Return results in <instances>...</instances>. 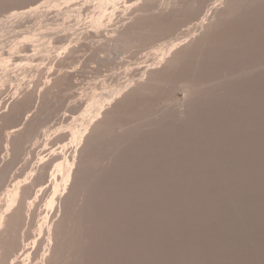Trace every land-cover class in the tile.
<instances>
[{"label": "rangeland", "instance_id": "374dc122", "mask_svg": "<svg viewBox=\"0 0 264 264\" xmlns=\"http://www.w3.org/2000/svg\"><path fill=\"white\" fill-rule=\"evenodd\" d=\"M0 227V264H264V0H0Z\"/></svg>", "mask_w": 264, "mask_h": 264}, {"label": "bare ground", "instance_id": "6f19581e", "mask_svg": "<svg viewBox=\"0 0 264 264\" xmlns=\"http://www.w3.org/2000/svg\"><path fill=\"white\" fill-rule=\"evenodd\" d=\"M215 9H216V8H215ZM215 9H214V11H215ZM2 24H3V23H2ZM193 36H194V35H193ZM188 38H189V37H187V39H188ZM187 39H186V40H187ZM192 39H193V38H192ZM189 40H190V39H189ZM174 41H176V40H174ZM192 41H193V40H192ZM184 42H185V41H184ZM164 43H165V42H164ZM183 44H184V43H183ZM167 45H169V44H167ZM173 45H174V44H173ZM181 45H182V44H181ZM170 46H171V45H169L168 48H169ZM177 46H178V45H177ZM171 47H172V46H171ZM178 47H179V46H178ZM163 49H164V48H163ZM163 49H162V50H163ZM165 49H166V48H165ZM177 49H178V48H177ZM167 52H168V51H167ZM157 63H158V62H157ZM152 67H153V66H152ZM12 132H13V131H12ZM35 188H36V187H35ZM39 188H40V187H39ZM22 194H23V193H22ZM24 194H25V193H24ZM24 194H23V195H24ZM16 197H18V196L16 195ZM16 197H15L14 201L12 200V204H14V202L16 201ZM30 197H31V196H30ZM8 199H9V198H8ZM11 199H12V198H11ZM11 199H10V200H11ZM26 203H27V202H26ZM32 203H33V202H32ZM25 205H26V204H24V206H25ZM19 206H20V205H19ZM20 207H21V206H20ZM26 207H28V206H26ZM26 207H25V208H26ZM8 208H9V207H8ZM13 208H14V207H13ZM16 208H17V207H16ZM22 208H23V207H22ZM31 208H32V207H31ZM23 209H24V208H23ZM5 210H7V208L4 209L3 211H5ZM10 210H11V209H10ZM30 210H31V209H30ZM18 211H19V210H18ZM18 211H16V212H18ZM19 212H20V214L22 213L21 211H19ZM23 212H24V211H23ZM18 214H19V213H18ZM23 216H24V215H23ZM28 217L30 218V216H28ZM18 218H19V217H18ZM20 219H22V218L20 217ZM25 220H26V219H25ZM25 220H24V221H25ZM33 222H35V220H34ZM21 223H22V222H21ZM27 223H28V221H27ZM39 224H40V223H39ZM11 226H12V225H11ZM16 226H18V225L16 224ZM21 227H22V225H21ZM38 227H39V226H38ZM0 228H1V227H0ZM22 228H23V227H22ZM40 228H41V227H40ZM30 229H31V228H30ZM6 230H8V229L6 228ZM16 230H17V229H16ZM18 230H19V229H18ZM43 230H44V229H43ZM22 231H23V230H22ZM5 232H6V231H5ZM11 232H12V231H11ZM18 232H19V231H18ZM1 233H2V232H1ZM21 233H22V232H21ZM4 234H5V233H4V231H3V235H4ZM39 234H40V233H39ZM7 235H8V233H6V236H7ZM10 235H11V234H10ZM15 235H16V237H17V234H15ZM19 235H20V234H19ZM28 235L30 236V234H28ZM0 236H1V235H0ZM12 236H13V235H12ZM29 236H28V237H29ZM8 237H9V236H8ZM8 237H7V238H8ZM14 238H15V237H14ZM32 238H33V237H32ZM42 238H43V237H42ZM2 239H3V238H2ZM9 239H10V238H9ZM3 240H5V239H3ZM12 240H13V239H12ZM22 240H23V239H22ZM22 240H21V241H22ZM0 241H1V240H0ZM5 241H7V240H5ZM5 241H4V242H5ZM13 242H14V241H13ZM13 242L11 241V243H13ZM26 242H27V241H26ZM9 243H10V242H9ZM27 243H28V242H27ZM27 243H26V244H27ZM18 244H19V242H18ZM0 245H1V244H0ZM15 245H16V244H15ZM33 245H34V244H33ZM5 246H6V245H5ZM13 246H14V244L11 245L12 248H13ZM11 247H9V248H11ZM38 247H39V246H38ZM4 248H5V247H4ZM12 248H11V249H12ZM11 249H8V253H9V250H11ZM28 249H29V248H28ZM17 250H18V249H17ZM14 251H15V247H14ZM14 251H13V252H14ZM32 251H33V250H32ZM13 252H12V253H13ZM22 252H23V251H22ZM19 253H20V252H19ZM37 253H40V252H37ZM3 254H4V253H3ZM10 254H11V253H10ZM4 255H5V254H4ZM11 255H12V254H11ZM21 255H22V254H21ZM26 255H28V254H26ZM36 255H37V254H36ZM13 256H14V255H13ZM13 256H12V258H13ZM37 256H38V255H37ZM23 257H24V256H23ZM4 258H5V257H4ZM12 258H11V259H12ZM16 261H17V260H16ZM1 262H2V261H1ZM7 262H8V261H7ZM13 262H14V261H13ZM13 262H12V263H13ZM37 262H38V261H37ZM5 263H6V261H5ZM8 263H9V262H8ZM25 263H26V262H25ZM25 263H24V264H25ZM6 264H7V263H6ZM13 264H14V263H13Z\"/></svg>", "mask_w": 264, "mask_h": 264}]
</instances>
